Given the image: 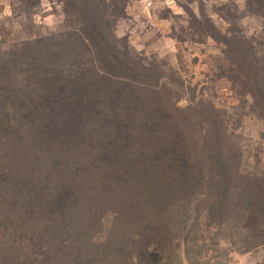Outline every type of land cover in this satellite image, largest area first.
I'll return each instance as SVG.
<instances>
[{
	"label": "trees",
	"instance_id": "trees-1",
	"mask_svg": "<svg viewBox=\"0 0 264 264\" xmlns=\"http://www.w3.org/2000/svg\"><path fill=\"white\" fill-rule=\"evenodd\" d=\"M66 1L77 10L112 8L107 0ZM249 3L261 9L264 0ZM207 24L202 35L225 47V78L264 115V54L215 36ZM69 28L84 46L94 35L106 58L120 64L97 25L81 19ZM18 63V73L0 76V264H227L232 253L264 249V175L245 172L243 154L227 145L223 130L213 134L211 155L199 152L207 156L201 162L185 146L195 139L186 118L174 122L183 128L174 134L154 121L153 142L141 149L134 123L116 117L118 107L107 115L110 94L79 83L96 116H70L63 130L51 110L69 113L77 92L49 95V65L36 56ZM90 137L103 147V167L73 161V145ZM85 146L79 153L89 158Z\"/></svg>",
	"mask_w": 264,
	"mask_h": 264
},
{
	"label": "rangeland",
	"instance_id": "rangeland-1",
	"mask_svg": "<svg viewBox=\"0 0 264 264\" xmlns=\"http://www.w3.org/2000/svg\"><path fill=\"white\" fill-rule=\"evenodd\" d=\"M107 2L112 6L109 11L102 5L77 10L66 0H0V76L8 70L18 73L19 61L36 56L49 65L44 67L52 79L45 85L49 95L64 98L73 90L77 92L69 113L57 106L56 112L51 110L61 129L65 130L63 123L67 124L70 116L80 120L96 116L89 98L83 99L76 91L79 83L87 92L110 94L113 101L107 106V115L113 117L114 107H118L116 117L134 123L133 141L138 140L141 149L153 142L157 129L151 131L150 126L154 121L163 120L166 132L174 134V122L186 118L191 125L188 132L192 131L195 139L185 146L197 149L199 162L210 154L213 134L223 130L227 145L243 154L245 172L264 175V115L253 112L251 98L240 95L222 73L221 67L227 66L224 45L202 35L210 30L208 21L215 27V36L219 34L234 45L251 43L263 55L264 5L259 9L249 0ZM81 19L97 25L99 32L111 39L110 48L120 64L106 58L95 37H90L94 35L85 39L87 48L82 45L79 34L69 28ZM28 75H33L32 70ZM60 105L65 107L63 99ZM180 139L184 140L183 136ZM86 143L91 145L89 158L79 153ZM73 147L78 152L73 161L104 166L103 147L97 139L90 137L84 145L78 142ZM94 147L99 149L95 153ZM202 150L203 158L199 156ZM227 264H264V249L232 253Z\"/></svg>",
	"mask_w": 264,
	"mask_h": 264
}]
</instances>
